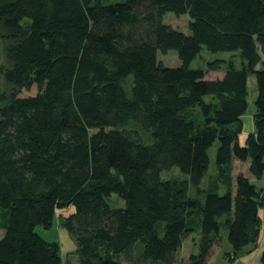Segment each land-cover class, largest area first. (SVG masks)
<instances>
[{
    "label": "trees",
    "instance_id": "trees-1",
    "mask_svg": "<svg viewBox=\"0 0 264 264\" xmlns=\"http://www.w3.org/2000/svg\"><path fill=\"white\" fill-rule=\"evenodd\" d=\"M0 39V264H73L37 231L57 216L79 264H212L222 225L233 254L257 244L264 187L242 169L264 174V0H0ZM204 47L242 66L192 67ZM171 50L178 67L158 60ZM250 73L256 127L241 145ZM216 140L220 173L203 187ZM190 236L198 251L178 262Z\"/></svg>",
    "mask_w": 264,
    "mask_h": 264
},
{
    "label": "rangeland",
    "instance_id": "rangeland-1",
    "mask_svg": "<svg viewBox=\"0 0 264 264\" xmlns=\"http://www.w3.org/2000/svg\"><path fill=\"white\" fill-rule=\"evenodd\" d=\"M117 1V0H115ZM164 22L167 24L172 25L174 28H177L185 33H189V24H190V17L187 14L178 16L174 14L173 12H168L164 15ZM216 59H223L226 62L233 61L236 63L237 66L241 67L242 66V59L240 56V52H235V53H230V52H211L207 50L205 47L201 50L200 54L197 56V58L191 63L192 67H199V68H208L209 62L214 61ZM158 60L161 61L164 65L169 66V67H178L182 64L181 59L179 58L177 52L175 50H171L167 54H162L158 53ZM4 62V44L0 39V66ZM262 65L264 66V53L262 54ZM224 72L223 71H208L207 77L211 79L215 78H221L223 76ZM0 83L3 86V79H0ZM249 90H250V95L248 97V108L243 115V127L239 133V142L241 145H245L246 143V138L249 133L253 132L255 130V112H256V106H255V98L257 97L258 94V89L256 85V78L254 75L250 73L249 77ZM37 92V87L33 86L29 90H23L22 93L20 94L21 96H30L34 95ZM194 115L199 119L201 118L200 112L195 110ZM234 125V124H233ZM233 125H230L232 128ZM219 147V140H216L214 144L209 148V156H210V170L207 174V176L204 179L203 182V187L204 184L206 186L207 180L210 176L216 175V177L219 175L218 171V166L216 163V155H217V150ZM249 162L246 163H238L236 162L237 170H241V168H247ZM250 178H252L253 182L256 184L257 188H263L264 187V174L262 178H255L253 174L248 170L242 169ZM162 176L164 178H171V177H182V174L180 171L175 168L170 171H164L162 173ZM236 177L237 174L234 173L233 176V182H234V188L236 185ZM226 190V185L224 183H221V191ZM192 196L194 194H191ZM203 199V196H202ZM110 202L113 206H124L125 201L118 196L117 194H114ZM74 206L71 205L67 208L64 209H59V213L63 214H69L70 212L74 211ZM260 216L262 218V223H261V230H260V236L258 238L257 244L254 246H251V248H245L244 251L238 255L235 254H230L227 255L223 254L224 252H233L232 245L230 244L228 240V228L225 225H222L221 227V239H222V245L219 248L220 250L222 249V254L218 256V263L216 264H221L223 261L229 264H241L242 258L245 259V262H242L243 264H260V257L263 251V245H264V206L260 208ZM4 217V213L0 210V220ZM62 221L63 218L60 216H57L55 218L54 224L50 229H44L42 226L37 227V231L47 240H56L60 243L61 245V251L64 256H67L69 254L71 256V260L73 264H79L77 255L74 253L77 244L73 236L64 228L62 227ZM4 231L0 229V238L2 237ZM259 246V248H258ZM198 247L195 243V239L190 236L188 239H186L183 243L182 248L180 249L177 259L178 262H187L190 260L191 255L194 253H197ZM248 257V258H247ZM241 260V261H240ZM151 264V263H149Z\"/></svg>",
    "mask_w": 264,
    "mask_h": 264
},
{
    "label": "crops",
    "instance_id": "crops-1",
    "mask_svg": "<svg viewBox=\"0 0 264 264\" xmlns=\"http://www.w3.org/2000/svg\"><path fill=\"white\" fill-rule=\"evenodd\" d=\"M218 171H219V173H220V169H219V168H218ZM237 171H239V169H238ZM237 171L235 172L236 174H237ZM215 176H216V175L214 174L213 177H215ZM249 178H250V176H249ZM250 180L253 182L252 178H250ZM225 191H226V190H225ZM225 191H221V192H225ZM255 245H256V244H255ZM251 246H254V245H249V246H247L246 248L249 249V248H251ZM262 247L264 248V245H263ZM258 248H259V246H258ZM222 252H223L222 249L218 251V253L214 256V261L212 262V264H216V263H218V262H217V261H218V256L221 255ZM226 253H231V254H232L233 252H224L223 254H226ZM247 258H248V257H247ZM242 260H244V261H242V262H245V259L242 258ZM240 261H241V260H240ZM242 262H241V264H243ZM221 264H229V263H226L225 261H223ZM260 264H261V263H260Z\"/></svg>",
    "mask_w": 264,
    "mask_h": 264
}]
</instances>
